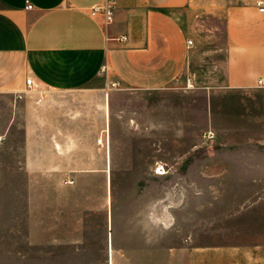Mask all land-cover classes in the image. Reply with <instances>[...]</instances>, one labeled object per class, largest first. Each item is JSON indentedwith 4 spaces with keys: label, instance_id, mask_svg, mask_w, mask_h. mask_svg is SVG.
Listing matches in <instances>:
<instances>
[{
    "label": "crops",
    "instance_id": "0c3cea01",
    "mask_svg": "<svg viewBox=\"0 0 264 264\" xmlns=\"http://www.w3.org/2000/svg\"><path fill=\"white\" fill-rule=\"evenodd\" d=\"M103 1L0 0V264H264V242L199 248L192 212L167 257L166 192L151 214L148 179L205 185L191 193L209 197L210 227L237 218L244 233L255 217L243 195L264 185L258 0L226 6L225 78L187 84L184 101L178 13L192 0H115L111 23L91 15Z\"/></svg>",
    "mask_w": 264,
    "mask_h": 264
},
{
    "label": "rangeland",
    "instance_id": "374dc122",
    "mask_svg": "<svg viewBox=\"0 0 264 264\" xmlns=\"http://www.w3.org/2000/svg\"><path fill=\"white\" fill-rule=\"evenodd\" d=\"M246 1L248 0H192V4L186 10L178 13L186 31V38L194 41V44L187 48V64L179 80L182 87L180 92L183 101L188 95L185 86L189 79L192 80L195 86L194 89L200 90L211 86L216 87L222 83L226 74L227 60V31L224 9L228 4L232 5ZM27 90L31 91L33 89ZM202 136L203 133L198 132L196 137L192 138L190 142H193V145H204ZM176 141L179 146L189 145L184 139H177ZM148 179L151 182L149 186L151 214L154 213L156 215L158 210L161 211L162 206L158 207L157 200L162 196L164 191L166 192L165 212L167 230L165 235L160 234V238L162 240L164 237L167 257L172 256L176 238L179 241L180 238L183 240L185 237H189L188 234L175 233L173 227L175 225H191V212L192 215H197L194 217L192 225H197L198 232L194 237L199 248L231 245L244 241L264 242V185L244 187L245 194L243 195V201H246L244 203L245 206H248L251 203L250 201L253 200H257V203L255 206V217L251 221L247 218L244 225L245 232L238 233L239 224L237 218H214L213 227H210L212 221L205 217L207 205L211 207V201H207L209 197L205 194L196 197L191 193L194 190L204 192L205 185L175 187L174 176H170L165 181H162L150 174ZM179 190H182L183 195L181 204L179 203V195L178 197H174V192H179ZM179 205L182 206V213ZM176 211H178V217L174 216ZM234 212H237V210H230V213ZM251 222L255 225L254 231H250V228L247 227V225H251ZM242 229L243 227H241Z\"/></svg>",
    "mask_w": 264,
    "mask_h": 264
},
{
    "label": "built area",
    "instance_id": "2783aa9c",
    "mask_svg": "<svg viewBox=\"0 0 264 264\" xmlns=\"http://www.w3.org/2000/svg\"><path fill=\"white\" fill-rule=\"evenodd\" d=\"M257 6L260 7V11L264 12V1L258 0L257 1ZM27 8L32 9L33 5L30 4L29 2L27 3ZM116 11V1L115 0H104L103 3L95 5L91 9V15L96 16V15H103L106 19V23H111L113 21L114 15ZM194 44V41L192 39L188 40V47H191ZM188 86H191L192 81L189 79L188 80ZM33 81L32 79L27 80V87L28 89H32ZM211 136V135H210ZM102 139L98 140V143H101ZM165 167L163 165L158 166L156 168V171L158 173H164L165 172ZM70 183H73V181H69Z\"/></svg>",
    "mask_w": 264,
    "mask_h": 264
}]
</instances>
